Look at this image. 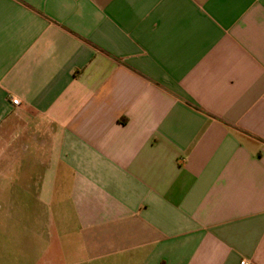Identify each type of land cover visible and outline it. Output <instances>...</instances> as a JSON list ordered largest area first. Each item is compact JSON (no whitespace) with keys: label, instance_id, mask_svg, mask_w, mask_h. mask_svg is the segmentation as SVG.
I'll use <instances>...</instances> for the list:
<instances>
[{"label":"crops","instance_id":"1","mask_svg":"<svg viewBox=\"0 0 264 264\" xmlns=\"http://www.w3.org/2000/svg\"><path fill=\"white\" fill-rule=\"evenodd\" d=\"M10 189L36 264H264V0H0Z\"/></svg>","mask_w":264,"mask_h":264},{"label":"rangeland","instance_id":"2","mask_svg":"<svg viewBox=\"0 0 264 264\" xmlns=\"http://www.w3.org/2000/svg\"><path fill=\"white\" fill-rule=\"evenodd\" d=\"M12 193L11 199L5 195L0 200V264H36L39 248L33 245L34 200L27 194L23 197L21 191L10 189Z\"/></svg>","mask_w":264,"mask_h":264},{"label":"built area","instance_id":"3","mask_svg":"<svg viewBox=\"0 0 264 264\" xmlns=\"http://www.w3.org/2000/svg\"><path fill=\"white\" fill-rule=\"evenodd\" d=\"M13 105H15V106L20 105V101H19L18 99H13ZM241 262H242V261H241ZM240 264H252V263H250V262L247 261V260H243V262L240 263Z\"/></svg>","mask_w":264,"mask_h":264}]
</instances>
